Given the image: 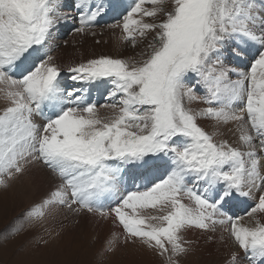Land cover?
Returning <instances> with one entry per match:
<instances>
[{"label":"snow or ice","instance_id":"obj_1","mask_svg":"<svg viewBox=\"0 0 264 264\" xmlns=\"http://www.w3.org/2000/svg\"><path fill=\"white\" fill-rule=\"evenodd\" d=\"M165 3L132 0L124 8L75 0L72 17L62 0H0V188L43 164L58 182L27 218L56 207L111 218L125 243L138 240L167 264L188 252L186 230L219 225L243 253L231 252L225 264H264V0ZM109 8L120 18L108 27L124 42L135 47L153 34L149 51L139 60L57 62L51 41L61 21L78 23L76 34L95 35ZM229 51L250 57L248 66L226 65ZM64 73L80 85L109 81L112 103L98 107L87 88L62 87ZM193 102L205 107L193 109ZM100 108L110 114L102 117ZM202 118L217 128L234 125L239 143L217 140L221 133L206 131ZM125 173L144 183L128 191ZM254 192L245 213L253 223L222 211Z\"/></svg>","mask_w":264,"mask_h":264},{"label":"rangeland","instance_id":"obj_2","mask_svg":"<svg viewBox=\"0 0 264 264\" xmlns=\"http://www.w3.org/2000/svg\"><path fill=\"white\" fill-rule=\"evenodd\" d=\"M62 3L67 4L68 1L64 0ZM164 6L166 9L170 8L171 0H166ZM146 7H151V5H146ZM145 19L148 22H152V18ZM60 25H73V23L69 20H62L57 26L53 42L51 41L52 44L55 43L52 46L54 49L52 55H56L59 51L61 52L60 55H62V49H64L67 52L65 57L68 58L65 61L67 60L68 62H80L95 55H110L115 58L139 60L142 52L146 53L149 51L147 45L152 42L153 36V34L149 33L143 39L138 38L136 46L133 47L130 42H124L121 39V31L119 29H111L100 25L92 29L95 35L91 33L86 35L79 34L78 39H73V35L76 34L74 29L71 32L69 29H65L64 26L59 28ZM67 49H70V51H67ZM90 51L94 52L95 55ZM59 56H55L57 60ZM71 58L74 59L69 60ZM224 63L246 68L250 63V57L242 60L233 56L229 51L225 53ZM196 95L203 97L205 94L196 90ZM189 106L193 109L205 107L200 102H193ZM100 114L102 117L107 116L110 114V110L100 108ZM38 121L41 122L39 118ZM198 123L210 133H221L216 135L217 140L229 139L228 141L230 142V138L227 135L232 132L228 130L227 126L221 125L217 128L215 121L206 118L199 119ZM37 167L43 168L49 173L47 175L49 182H58V179L43 164L38 163ZM32 180H29V183L35 182L37 188L44 190V192L33 191L32 193L36 192L45 197L47 195V185H40V182L37 183ZM8 188H0V200L7 197ZM42 199L43 197H40L35 202L31 201L26 206L19 205L13 210H10L7 205L2 207L0 203V264H138L140 262L139 259L143 258L145 262L150 259L152 261L151 264H167L165 257L142 245L138 240L135 243H125L122 227L114 223L111 218L103 219L86 211L77 213L66 207L52 208L43 218H27V212L34 205L39 204ZM248 200H251L249 202H254V199L250 197H248ZM5 201L7 202V200ZM145 212L146 214H154V210L151 209H147ZM239 216L244 217V219L247 218L246 215L241 213ZM17 226H20V230L13 232L12 229ZM114 233L117 234L118 238L110 246L108 242L113 239ZM183 235L184 239L190 243L186 244L188 252L178 257L179 264H191L190 257H188L190 253L194 256V253L200 252L201 255L204 253L203 255L205 256L206 252L210 253L212 251V248L209 251L208 246L211 241H209L206 230L190 228ZM199 236L202 242L198 241ZM195 256L198 257L199 255ZM200 257L202 258V256ZM225 261L223 264H225Z\"/></svg>","mask_w":264,"mask_h":264},{"label":"bare ground","instance_id":"obj_3","mask_svg":"<svg viewBox=\"0 0 264 264\" xmlns=\"http://www.w3.org/2000/svg\"><path fill=\"white\" fill-rule=\"evenodd\" d=\"M67 1L69 3L70 0H67ZM62 11L63 12H67L70 16L72 15L71 14V11L69 9H65V8L63 9L62 8ZM69 21L72 22L71 20H69ZM78 35L79 34L73 35V39H76V38L78 39ZM52 42H53V40H52ZM52 42H51V46H53L55 44V43L52 44ZM68 50L70 51V49H67V51ZM92 51H94V50H92ZM60 53L61 52L59 51L54 56H57L58 57L60 55ZM66 54H67V52L64 51V49H62V55L59 56L57 62H59V63L61 62V64H65V65L71 63V62H68L67 61L68 58L65 57ZM85 55H86V52H85ZM94 55H95V53H94ZM86 56L88 58V55H86ZM83 57H85V56H83ZM66 58H67V60L65 61ZM72 59H74V58H71L69 60H72ZM75 61H77V60H75ZM3 106H4L3 101H0V108H2ZM225 128H224V130H225ZM227 128L233 129V131H231L232 133L230 132L231 134L227 135L230 138V143H232V144H238L239 143L238 133H235L234 132V125H227ZM209 133H210V131H209ZM47 175H49V173L47 171H45L43 168L42 169L41 168H38L37 167V164L36 165H33L28 170V172H26L23 176L17 178L16 180H14V181H12L10 183V186H9V188L7 190V197L4 198V199H1L3 201L0 200V203H1L2 207H4V206L7 205L8 208H10V210H13L15 207H18L19 205L20 206H23V205L26 206L31 201L35 202L40 197H43L44 198L43 195H39L36 192L32 193L33 191H43L44 192V190L42 188H37V186L35 185V182H33L34 184L31 183V182L29 183V180L31 181L32 178H33L32 181H36L37 183L40 182L39 183L40 185L41 184L42 185H47V193H48L53 188L54 184L57 183V182H49L47 180ZM25 176H27V177H25ZM27 179H29V180H27ZM256 195L257 194L254 192L253 193V197H250V198L251 199H254L256 197ZM5 200H7V202ZM248 201H251V200H248ZM89 214H93V213H89ZM259 218L262 219V221H264V217H259ZM243 222L244 223H253V221L249 220L248 217L245 218ZM225 227H228V226H225ZM206 232H207L208 238L210 239L209 241H211L210 243L208 242L209 243V246H208L209 247V251H210L211 248H212V251L210 253H207L206 252L205 253V256L203 255L204 253L201 255L200 252H199V253H197L199 255L198 257L195 256V255H197L196 253H194V256L191 255V253H190V255H188V257H190L191 264H196V263L197 264H223L224 261H225V259H228L229 254L231 252H233V251H236V252L240 253V256L241 257L243 256V253L238 250L237 246L234 243V240L230 237L229 233L226 232V231H224V229L221 226L217 225L216 231H214V232L213 231H210V230H208ZM201 233L203 234V232H201ZM196 235L198 236L197 232H196ZM200 236H201V234H200ZM200 236L198 238V241L200 240ZM196 242H197V240H196ZM200 242H202V241L200 240ZM201 248H204V247H201ZM200 256H202V258ZM40 258H42V257H40ZM139 260H140V262L138 264H151V262H152V261H150V259H149V261L145 262L144 258L143 259H139ZM245 264H246V262H245Z\"/></svg>","mask_w":264,"mask_h":264}]
</instances>
